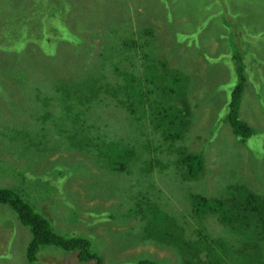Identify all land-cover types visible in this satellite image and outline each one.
Masks as SVG:
<instances>
[{"label":"rangeland","instance_id":"374dc122","mask_svg":"<svg viewBox=\"0 0 264 264\" xmlns=\"http://www.w3.org/2000/svg\"><path fill=\"white\" fill-rule=\"evenodd\" d=\"M18 1L25 0H0V24L4 25L0 30V39L7 35L9 25L14 23L16 31L27 30L25 26L27 11L16 15L15 9H7L10 3ZM73 3L78 5H73L71 12L66 11L60 19L63 23H60L61 28L58 32L65 36L71 34L74 36L77 28L83 29L86 18L92 12H95L98 21L104 24H100L99 27L100 30L104 27V42L112 44L116 43L119 36L116 17L124 19L128 16L131 19L135 13H139L140 21H152L156 26L157 35L153 34L150 45L146 47L151 53V56L147 57L148 60L151 64L159 63L157 71L162 68L160 62L166 61L168 69L186 72L193 78H196V74H200L203 87L198 86L200 91L198 93H214V98H210L211 101L207 100L210 104L205 107L206 111H210L218 104L217 98L224 100V95L219 97L218 94L227 91L230 93L239 79L232 56L233 50L239 47L248 49L260 61H255L249 52L244 54L237 51L242 59L245 77V82H242L243 96L239 113L251 123L255 121L258 124L257 128H264V38L260 37L261 28L264 27L262 20L264 0L256 4L251 0H74ZM28 4L30 10L39 12L40 4L37 0H28ZM47 7L48 10L44 12L46 16L53 13L49 10L57 11L54 5L47 4ZM38 12H30V18L32 15L33 19L38 20L36 18ZM226 16H232L231 22L236 18L238 24L232 26L229 21L225 22L223 18L227 19ZM29 36L30 44L23 46L18 52L38 56L34 61L35 65L48 62L49 46L44 48L43 42L36 39L35 35L31 37L29 34ZM4 45L0 47V74L3 76H5L6 64L2 61L7 54ZM205 48L214 60L204 61L201 52ZM214 48L222 49V52L215 53ZM96 50L100 52L97 47ZM103 55L97 58V62L101 59L102 62L93 68L94 72L99 71L101 80L112 86L111 77L114 80L124 78L126 80L127 77L117 72L116 65L108 61L112 57ZM82 62L83 60L78 59L76 65H83ZM222 64V75H217L215 65ZM13 65L17 66L18 63L14 62ZM117 66L120 73L127 72L124 61L118 60ZM135 71L130 74L141 83L143 75ZM59 72L61 75L71 73L64 66L60 67ZM130 74L128 77H131ZM37 76L43 77L39 73V68ZM38 77L32 79L39 84L46 83ZM212 79H216V83ZM209 80L214 86L211 83L207 85ZM48 83L49 81L46 84ZM222 84L225 86L223 87ZM218 85L222 86V90ZM18 86L13 90L14 92L21 89ZM204 87L207 88L206 92ZM75 94L79 93L28 91V93H13L9 98L8 93L0 91V187L12 188L21 194L35 213L46 216L54 231L68 236L88 237L91 241L89 243H92L90 249L98 251L102 264H135L139 259H151L156 264H188V262L194 264L187 256L179 255L173 244L166 239L158 240L154 236H147L144 228L140 226L146 223L144 214L137 218L135 213L130 212L129 205L135 204L133 208L137 210L141 204L147 207L148 203H144H154L156 199L152 194L150 195L152 198L144 195H149L148 183L141 178L137 179L139 175L145 179L150 177L151 189L160 195L159 208L165 210L164 207L170 202L175 208L171 212L182 218L183 216L178 212L185 211L190 205L187 198H179L183 186L187 196L191 192L204 194L206 197L215 196L223 190V187L218 185L220 172L216 164L220 148L223 153L219 159L229 158L231 162H242L245 188L252 194H259L264 198L263 181L255 178L247 165L246 147L231 136L229 126L225 123L219 126V132L211 139L206 149L204 146V149L199 147L201 139L196 137L195 132L189 133L190 142L185 147V152L204 154V170L196 177H184L185 174L181 176L182 178L177 177V182L180 183V190L176 189L177 194L160 186L158 175L150 173L147 169V166L156 163L154 153L159 158L163 157V143L160 150L140 145L136 154L141 160L138 164L127 163L129 171L123 168L125 164L119 163L116 158L111 160L118 165L121 164L120 171L95 168L98 165L93 164L90 158L94 153L86 154L83 150L90 149L93 146L90 143L100 134L93 128L95 117L88 109V102L80 105ZM85 94H81V97ZM121 96L123 99L129 97V101L120 100L119 95L111 97L106 95L105 100L115 107L116 111L134 113L133 105L137 102L136 98L122 94ZM193 112L197 117L202 110L194 109ZM202 119V124H205L206 118ZM55 135L59 137L55 138ZM65 135L74 138L77 146H65L62 142ZM206 139L208 140L207 136ZM147 140L152 146L154 140L151 138ZM100 150L96 148V151ZM97 155L93 157L94 160L97 159ZM134 156L135 153L124 155L126 161L134 160ZM234 179H237V174ZM157 185L163 191H158ZM127 190L132 194H126ZM143 199L146 202L143 203ZM182 214L185 217L187 215ZM186 218L190 224L194 223L192 216L188 215ZM136 221L140 224L130 227ZM88 226H92L94 230L95 226L98 228L91 233L92 228L87 230ZM88 233L92 236L85 235ZM95 233L101 235L99 240L94 236ZM29 238L28 227L20 223L8 205L0 204V264H51L50 260L53 264H72L74 252H65L53 245L41 246L36 260L27 261L25 249Z\"/></svg>","mask_w":264,"mask_h":264},{"label":"trees","instance_id":"16d2710c","mask_svg":"<svg viewBox=\"0 0 264 264\" xmlns=\"http://www.w3.org/2000/svg\"><path fill=\"white\" fill-rule=\"evenodd\" d=\"M72 1L74 0H37V3L40 4L39 12L29 9L28 0L12 2L8 5L7 9H15L16 15L27 11L28 15L25 20L27 30L16 31L14 23L9 25L7 35L0 39V47L5 44L4 48L7 49L5 59L2 61L6 64L5 76L0 74V91L2 93H8L9 98L13 96V93H28V91L30 93L36 91L79 93L75 94L77 102L80 105L88 102V109L95 117L93 128L100 134L90 143L93 146L86 149L89 151L83 150L86 154L94 153L90 158L93 164L98 165L95 168L120 171L121 164L124 163L123 168L129 171L127 163L138 164L141 160L140 156L136 154L140 145L160 150L163 143V157L159 158L154 153L156 163L147 166V169L150 173L158 175L160 186L176 194L178 193L176 189L180 190L177 177L184 174V177H196L204 170V154L185 152V147L190 142L189 133L195 132L196 137L201 139L199 147L206 149L211 139L215 138L219 132V126L225 123L229 126L231 136L246 147L249 170L252 171L255 178L263 181L262 186H264V132L262 131L264 128H257L258 124L255 121L251 123L239 113L243 96L241 93L242 82H245V77L242 59L237 51L244 54L249 52L255 61H260L253 56L251 51L240 49V47L233 50L232 56L239 79L230 93L227 91L218 94L219 97L224 95V100L217 98L218 104L210 111H206L205 107L214 98V93H203L202 91V93H198L200 92L198 86L203 87V81L199 78L200 74H196V78H193L186 72L168 69L166 61L160 62L162 68L157 71L159 63L152 62L151 64V61L148 60L151 53L146 47L150 45L153 34L157 35L156 26L152 24V21H140L139 13H135L131 19L128 16L124 19L116 17L115 23L119 36L113 45L104 42V27L102 30L99 29L100 24H104L100 23L96 17L97 14L92 12L86 18L83 29L77 28L74 36L73 34L65 36L58 32L61 28L60 23H63L60 19L63 18L62 14L66 11L71 12L73 5H78L77 3L72 4ZM251 1L256 4L261 0ZM47 4L54 5L57 11L49 10L50 13H53L46 16L44 12L48 10ZM30 12H38L36 14L38 20L33 19L32 15L30 18ZM226 18H223L224 21L227 23L229 21L232 26L238 24L236 18L233 22H231L232 16H226ZM127 20L129 21L125 23ZM262 20L264 22L263 17ZM3 27L4 25L0 24V30ZM260 33V37L264 38V27L261 28ZM29 34L31 37L35 35L36 39L41 40L44 48L49 46L48 62L35 65L34 61L38 59V56L18 52L23 46L30 44ZM181 34L183 35V33ZM96 47L100 52L96 50ZM214 49L215 53L222 50ZM201 53L204 55L205 62L207 59L214 60L206 48ZM102 54L108 55V58L112 57L108 61L116 65L117 72L127 77V81L125 78L114 80L111 77L112 86V84L108 85L101 80L99 71L95 70L94 72L93 68L102 62V59L97 62V58ZM89 55L92 56L89 57ZM78 59L83 60V65L78 64L79 67L76 65ZM11 60L13 61L10 63ZM118 60L124 61L127 72L120 73L118 71ZM243 61L245 62V59ZM14 62H17L18 65H13ZM223 64L215 65L217 75H222ZM62 66L68 68L71 73L61 75L59 69ZM38 68L39 73L43 75L42 78L37 76ZM135 70L143 75L141 83L130 74ZM129 74L131 77H128ZM144 76L145 78H143ZM33 77L45 80L46 83L49 81V83L39 84L38 81L32 79ZM212 80L216 83V79ZM210 83L212 84L211 80L207 82V85ZM16 86L21 89L14 92ZM218 86L222 90V86L225 85ZM204 88L206 92L207 88ZM83 93L86 94L81 97ZM121 94L136 98L137 102L133 105L134 113L116 111L115 107L109 105L105 100L106 95L110 97L119 95L120 100L129 101V97L123 99ZM207 100L210 101L207 102ZM12 102H15L14 98H12ZM194 109H201L202 112L196 117ZM203 117L206 118L205 124H202ZM204 131L206 133H202ZM54 137L58 138L59 136L55 135ZM147 138L154 140L152 146ZM62 142L65 143V146H77L74 138L69 135H65ZM96 148L102 149V151H96ZM147 150L150 151V149ZM218 151L220 157L223 150L219 148ZM134 153V160L126 161L124 155H133ZM95 154H98L96 160L93 159ZM219 157L216 160L220 172L218 185L222 186L223 190L215 196L206 197L204 194H193L192 192L187 196L183 186L181 188L183 192L179 198H187L190 205L185 211L178 212L183 216L182 218L175 212H171L175 208L170 202L164 207L165 210L159 208L160 195L151 189L150 177L145 179L141 175L137 179L145 180L148 183L147 189H149L147 191L149 195H144L152 198L150 196L152 194L156 199L154 203L146 202L143 199L142 202L148 203L149 206L147 204V207H143L141 204L137 210L133 208L136 206L135 204L129 205L130 212L135 213L137 218L142 216V213L144 214L146 223L144 226H140L144 228V233L147 236H154L158 240L166 239L173 244V248L179 255L187 256L190 262L193 260L194 264H264V198L259 194H252L245 188L243 184L245 173L241 170L242 162H231L229 158L220 160ZM115 158L121 164L112 162ZM236 174L237 179L235 180ZM11 176L15 180L14 176ZM156 189L163 191L158 185ZM126 194L132 193L127 190ZM138 194L140 193L138 192ZM0 204L8 205L17 218L29 229L30 238L25 249L27 261L34 262L36 260L37 252L41 246L53 245L65 252H74L72 264H102L98 251L90 249L92 243H89L91 241L88 237L68 236L55 232L46 216L35 213L28 201L12 188L0 187ZM182 213L187 214L186 217L192 216L194 223L190 224ZM139 224L140 222L136 221L130 227L133 228ZM96 228L98 226H95V230ZM88 229H91V233L95 232L92 226H88ZM85 235L92 236L90 233ZM94 236H97L99 240L101 235L95 233ZM96 242L98 241L96 240ZM50 262L53 264L52 260ZM135 264L156 263L151 259H139Z\"/></svg>","mask_w":264,"mask_h":264},{"label":"clouds","instance_id":"9594fccd","mask_svg":"<svg viewBox=\"0 0 264 264\" xmlns=\"http://www.w3.org/2000/svg\"><path fill=\"white\" fill-rule=\"evenodd\" d=\"M16 217H17V216H16ZM18 220H19V219H18ZM19 221H20V220H19ZM48 221H49V220H48ZM20 223L23 224L21 221H20ZM49 223H50V221H49ZM23 225H24V224H23ZM25 226H26V225H25ZM26 227H27V226H26ZM55 232H56V231H55ZM57 233H58V232H57Z\"/></svg>","mask_w":264,"mask_h":264},{"label":"flooded vegetation","instance_id":"af4514ba","mask_svg":"<svg viewBox=\"0 0 264 264\" xmlns=\"http://www.w3.org/2000/svg\"><path fill=\"white\" fill-rule=\"evenodd\" d=\"M60 234V233H59Z\"/></svg>","mask_w":264,"mask_h":264}]
</instances>
